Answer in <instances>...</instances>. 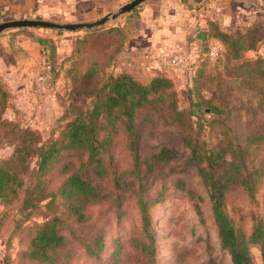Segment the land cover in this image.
I'll return each instance as SVG.
<instances>
[{
  "label": "trees",
  "instance_id": "obj_1",
  "mask_svg": "<svg viewBox=\"0 0 264 264\" xmlns=\"http://www.w3.org/2000/svg\"><path fill=\"white\" fill-rule=\"evenodd\" d=\"M22 31L38 43L42 51L49 52L51 85H54L61 72L58 43L48 37L31 38L30 29H19ZM213 35L226 52L231 51L230 59L237 60L264 42V26L252 24L230 32L215 29ZM211 46H204L197 60L211 59ZM258 62L243 66L246 75L241 84L245 93L241 94L248 96L240 106L244 113L231 103L200 97L190 101L196 121H189L188 116L179 110L177 93L164 73L142 81L119 69L116 56H113L111 71L101 83L103 70L99 69L97 62L93 63L83 74L84 87L97 86V81L101 84L89 91L90 104L72 107L74 117L67 122L60 138L42 141L25 130L15 144L11 158L0 161V201L19 197L23 209L34 210L39 202L47 199L54 202L60 197L68 215L77 223L86 224L92 207L105 206L120 214L124 202L131 198L139 211L144 235V240L135 239V246L141 248L146 264H154L151 209L163 201L164 193L160 191L153 196L151 189L163 177L161 169L185 157L186 162L196 169L208 193L217 238L222 250L230 256V264H253L250 249L255 246L260 248L264 264V215L251 214V229L245 231L230 217L226 204L234 187H241L247 198L255 201L264 181V86L257 83L259 79L264 80V74H259L257 69L264 67V63ZM8 94L0 83V114L6 107ZM156 112L163 116L177 136L171 143L147 154L144 153L143 127ZM244 118L247 121L243 122ZM242 122L245 136L239 140L237 124ZM120 133L125 138L130 157V165L124 170L112 165L107 158ZM58 164H63L62 180L56 190L46 192L45 178ZM194 208L202 218L199 205L195 204ZM60 221L59 217L53 216L37 227L25 254L30 261L67 264L61 262L59 256L67 247ZM97 233L82 242L86 252L96 260L101 258L104 250L103 232L99 230ZM209 264L217 263L210 261Z\"/></svg>",
  "mask_w": 264,
  "mask_h": 264
},
{
  "label": "rangeland",
  "instance_id": "obj_2",
  "mask_svg": "<svg viewBox=\"0 0 264 264\" xmlns=\"http://www.w3.org/2000/svg\"><path fill=\"white\" fill-rule=\"evenodd\" d=\"M0 0V23L16 19H42L60 23H78L97 20L120 6H109L107 12L86 14L81 11L49 12L52 4L60 9H66L64 0H44L47 13L24 17V14L10 13L3 10ZM27 1V0H26ZM25 0H6L8 5H23ZM33 0L30 2L32 3ZM157 4L158 0H153ZM51 3V4H50ZM81 7V6H80ZM18 8V7H16ZM83 9L82 7L78 10ZM111 21L103 27L93 30L76 32L55 31L48 29H30L33 37H48L62 46V54L67 52L65 42L73 40L76 57L66 68L61 70L57 83L50 93L34 92L8 94L6 107L0 114V161L7 160L13 155L15 144L20 140L23 131L29 130L33 137L42 141L59 139L67 122L74 117L73 106H86L91 103L89 91L97 89L111 71L113 56L117 54L118 44L126 39L119 30L111 33L106 29L116 23ZM26 32L19 30L7 31L0 35V83L5 87L3 67L10 65L14 55L18 56L23 41L18 35ZM250 33V32H249ZM254 34V33H252ZM255 36V35H253ZM245 45V44H244ZM212 46L216 58H205L190 62L191 71H177L174 67L162 65L164 75L172 82L177 93L179 110L188 116L189 121H196L190 107V101L200 97L208 100L231 103L235 109L245 103L247 94L241 84L246 75L245 63L263 61L264 48L261 42L252 51L243 53L241 59H230L231 51L220 44ZM24 50V49H23ZM58 53V50H57ZM116 53V54H115ZM42 54V53H41ZM66 55V54H64ZM179 55V54H177ZM182 56V55H181ZM184 57V56H183ZM262 59V60H259ZM97 62L102 69L101 83L97 86L84 87L83 74ZM257 64V63H256ZM259 64V62H258ZM261 64V63H260ZM257 68V65H255ZM252 66V69H256ZM63 68V67H62ZM258 73L264 74V67H258ZM145 80L144 78H142ZM264 86V80L257 81ZM51 79L46 82L47 87ZM240 94V96H239ZM238 99V100H237ZM154 113V112H152ZM206 118V120H208ZM247 118L243 119V122ZM238 123L237 136L243 140L245 126ZM144 153L152 154L161 145L171 143L177 136L166 124L163 116L156 112L150 120L144 123ZM108 162L124 170L130 165V157L126 149L124 136L120 133L115 139L108 155ZM68 159L67 157L65 160ZM58 164L45 178L47 191H54L62 180ZM163 177L157 181L151 193L155 196L160 191L164 199L151 209L154 233V264H230V256L222 250L217 238V230L213 224L211 203L208 193L194 167L190 166L185 157L169 167L161 169ZM195 204L202 210V218L195 212ZM227 211L239 227L245 231L251 229V214L264 215V181L262 182L255 201H250L241 187H234L226 198ZM57 216L61 220L59 227L67 238V247L60 251V261L67 264H146L141 248L135 246V239L144 240L139 219V211L133 199L124 202L120 214L116 210L106 209L105 206L92 207L89 210L88 223L79 224L68 215L63 200L57 197L54 202L50 199L38 203V208L26 210L22 208V198L14 197L9 201H0V264H40L30 261L28 253L30 242L36 234L37 227L47 218ZM202 219V220H201ZM99 230L104 237V250L101 258H92L82 246V242L96 236ZM119 252L116 255V252ZM253 264H262L259 247L250 249Z\"/></svg>",
  "mask_w": 264,
  "mask_h": 264
},
{
  "label": "crops",
  "instance_id": "obj_3",
  "mask_svg": "<svg viewBox=\"0 0 264 264\" xmlns=\"http://www.w3.org/2000/svg\"><path fill=\"white\" fill-rule=\"evenodd\" d=\"M5 1L1 5L3 10L24 14V17L48 12L44 0H33L32 3L31 0H25L23 5L17 6L8 5ZM129 1L64 0L66 9H60L53 3L49 12L66 13L74 9L86 14H97L107 12L109 6H122ZM80 6L83 9L78 10ZM252 24L264 26V0H158L157 4L147 0L102 30L111 33L119 30L126 35L115 53L119 69L148 81L157 74L166 73L165 69L158 66L159 57L179 54L186 57L189 63L194 62L201 56L200 51L204 46L220 44L213 35L215 29L230 32ZM19 34L24 50L20 48L21 52L18 56L14 55L12 63L2 68L5 72L2 76L9 94L26 95L36 92L42 49L38 43ZM64 44L67 52L62 54L60 46L57 54L61 70L76 57L73 40ZM55 84H49L44 94H49Z\"/></svg>",
  "mask_w": 264,
  "mask_h": 264
},
{
  "label": "water",
  "instance_id": "obj_4",
  "mask_svg": "<svg viewBox=\"0 0 264 264\" xmlns=\"http://www.w3.org/2000/svg\"><path fill=\"white\" fill-rule=\"evenodd\" d=\"M147 0H130L123 4L114 12H111L97 20L78 23H60L42 19H16L0 23V35L12 30L19 29H48L55 31L76 32L82 30H93L103 27L111 21H115L121 16L130 13L141 6Z\"/></svg>",
  "mask_w": 264,
  "mask_h": 264
},
{
  "label": "built area",
  "instance_id": "obj_5",
  "mask_svg": "<svg viewBox=\"0 0 264 264\" xmlns=\"http://www.w3.org/2000/svg\"><path fill=\"white\" fill-rule=\"evenodd\" d=\"M261 46L264 48V42L261 43ZM49 52L42 51L41 59H40V71L37 77V87L36 92L41 93L46 89V82L51 79V62L49 60ZM218 55V51L215 52L213 46L210 49V58H216ZM159 61L162 65H166L168 67H174L178 71L188 70L191 71L189 60L186 57L181 55H164L159 57Z\"/></svg>",
  "mask_w": 264,
  "mask_h": 264
}]
</instances>
